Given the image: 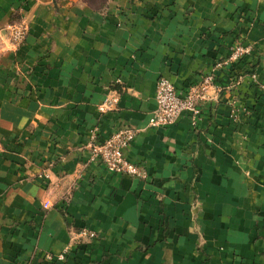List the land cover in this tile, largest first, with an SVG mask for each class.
<instances>
[{
  "label": "crops",
  "instance_id": "0c3cea01",
  "mask_svg": "<svg viewBox=\"0 0 264 264\" xmlns=\"http://www.w3.org/2000/svg\"><path fill=\"white\" fill-rule=\"evenodd\" d=\"M241 37L252 52L218 82L240 75L247 113L224 90L197 125L150 126L160 77L201 84ZM263 85L264 0H0V264H264ZM124 126L146 178L89 161L91 135ZM84 228L98 237L74 242Z\"/></svg>",
  "mask_w": 264,
  "mask_h": 264
},
{
  "label": "built area",
  "instance_id": "2783aa9c",
  "mask_svg": "<svg viewBox=\"0 0 264 264\" xmlns=\"http://www.w3.org/2000/svg\"><path fill=\"white\" fill-rule=\"evenodd\" d=\"M12 40L15 45L22 43L27 34V27L15 26L12 29ZM253 50L252 45L245 42V38H239L236 44L232 47L230 55L224 61H218L213 66V69L208 73L201 84L193 85L187 90H179L175 83L168 77L162 76L158 79L156 89V103L149 124L153 127H167L174 124L182 115L186 114L193 125H197L202 113V107L207 101H212L217 98L218 94L227 90L231 94V104L234 110H237V91L235 86L239 84L240 78L238 75L233 76L230 81L225 84L218 82V70L223 64L228 61H239ZM251 77L255 78L256 73L250 72ZM213 90L214 95L209 94ZM264 90V85H263ZM109 102V101H108ZM109 108L108 104L101 106L102 111ZM246 112V106L241 109ZM240 108L234 112V119L239 118ZM139 130L131 127L124 126L105 138H100L95 131L91 135L90 141L86 144L89 151V161L100 162L108 171L112 173L126 174L132 177L146 178V168L140 164L130 161L127 158L126 150L136 139ZM42 177L50 178L48 172L42 173ZM51 206L50 201L44 203V208ZM98 237V233L94 229L84 228L80 232L74 234V242L82 243L86 240H92ZM70 248L59 253H45V258L48 261H65Z\"/></svg>",
  "mask_w": 264,
  "mask_h": 264
},
{
  "label": "rangeland",
  "instance_id": "374dc122",
  "mask_svg": "<svg viewBox=\"0 0 264 264\" xmlns=\"http://www.w3.org/2000/svg\"><path fill=\"white\" fill-rule=\"evenodd\" d=\"M92 1L94 3H96V4H99V1L100 0H92ZM253 11H254V9L249 10V9H245V8H242V7H237V8L234 9V13H238L240 15V18L241 19L245 20L247 18V14H248V15H250V18L252 19V21L254 22L255 21V18H256V15H254V12ZM21 25L24 26V27H27V34H28V25L22 19V14L20 12V8H18V9H15L13 11V13H12V15L10 17V25H8L3 30V32H5V33L8 34V37H9V40H10L11 44H13L16 47H19L25 40L22 43H20L18 45H15L14 42H13V40H12V34L11 33H12L13 27H15V26H21ZM27 34H26V36H27ZM241 38H243V37H241ZM238 77L240 78V75H238ZM239 108H244V106H241V107L240 106H237V109H239ZM246 113H247V111H246ZM42 173H45V172H42ZM42 173H40V176H41Z\"/></svg>",
  "mask_w": 264,
  "mask_h": 264
},
{
  "label": "trees",
  "instance_id": "16d2710c",
  "mask_svg": "<svg viewBox=\"0 0 264 264\" xmlns=\"http://www.w3.org/2000/svg\"><path fill=\"white\" fill-rule=\"evenodd\" d=\"M87 1H88L90 4H92V5H93V4H94V5H99V4L103 5V4H105V2H106L107 0H100V1H99V4L94 3L92 0H87ZM100 7H101V6H99V7L96 6V9H97V8L99 9ZM254 72H255V71H254Z\"/></svg>",
  "mask_w": 264,
  "mask_h": 264
}]
</instances>
